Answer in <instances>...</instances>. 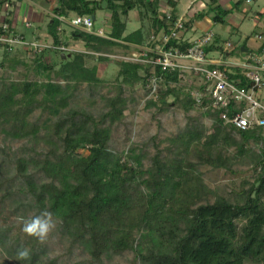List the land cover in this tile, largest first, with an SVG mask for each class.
Here are the masks:
<instances>
[{"label": "trees", "instance_id": "obj_1", "mask_svg": "<svg viewBox=\"0 0 264 264\" xmlns=\"http://www.w3.org/2000/svg\"><path fill=\"white\" fill-rule=\"evenodd\" d=\"M57 1L55 18L49 25L54 46H67L61 39L62 22L57 17L75 14L93 18L103 10V2L110 15L111 32L107 39L75 29L72 38L83 41L87 53L53 51L58 59L53 63L46 57L52 50H45L33 63L36 70L46 74L47 81L25 80L3 84L0 89V128L13 140L40 139L41 125L29 121L36 110L57 115L68 110L53 124L45 125L48 132L44 138L52 145L47 153L16 161L21 185L34 208L39 214L51 213L60 222L65 237L98 262L131 251L140 264H264V148L256 153L248 147L251 140L264 142L261 129L241 131L220 120L218 112H204L213 119L209 135L193 120L170 139L175 149H169L166 155L158 152L145 168L146 154L141 149L117 153L109 147L111 127L121 120L126 108L121 85L115 97L106 99L107 111L99 119L70 108L79 87L95 89L104 84L98 66L87 64L88 53L112 51L115 47L128 51L132 45L143 44L142 31L125 34L127 24L123 18L139 9L141 16H148L156 33H168L179 18L175 14L177 3L166 0L171 7L168 19L161 11L162 0ZM229 12L220 5L209 7L185 21V27L191 31L195 22L211 13L214 23L225 25ZM6 22L12 25L10 20ZM170 46H178L177 41ZM187 46L181 45L183 49ZM21 50L1 52L0 67L18 62L14 55ZM122 64L118 81L137 76L146 86L148 76L155 74L163 78L160 103L170 106L168 97L180 102V95H184L185 110L196 108L190 92H184L180 74L152 69L150 65ZM141 70L145 71L143 77L138 76ZM232 147L237 149L233 160L224 159L222 149ZM191 155L200 161H191ZM235 162L251 163L257 175L255 181L245 182L249 188L235 192L232 199L213 194L198 166L229 169ZM31 169L42 174L43 181L30 175ZM0 246L17 258L18 249L9 245L2 232ZM23 248L30 250V259H19L21 264L43 263V249L36 250L34 245Z\"/></svg>", "mask_w": 264, "mask_h": 264}, {"label": "rangeland", "instance_id": "obj_2", "mask_svg": "<svg viewBox=\"0 0 264 264\" xmlns=\"http://www.w3.org/2000/svg\"><path fill=\"white\" fill-rule=\"evenodd\" d=\"M220 1L176 0L175 14L188 21L193 18L194 14L205 11L209 7L220 5ZM29 4L31 3H28L24 7L18 20V29L20 31L26 29L25 24L27 19L26 16L24 17V14ZM225 5L223 6L225 7ZM163 6H167V3L163 4ZM102 7L103 10H98L93 20V31H103L105 36H108L111 22L110 15L105 10L106 2H103ZM253 7L254 4L246 8V10L241 9L238 11L236 9L229 10L226 7L224 8L230 11L225 19L226 22H231L237 31L240 29L239 34L237 32L231 35L222 24L214 23L212 13L205 18V23L201 27L195 22L191 31L197 28L199 35L196 36L212 32L215 35L223 36L225 39L229 37L241 48L246 37L251 38L250 40L258 41L255 39V36L264 34V32H258L259 30L254 24L252 19L253 13L250 11V8ZM254 10H258L256 6ZM72 16L75 17L76 15L73 14L69 17L72 18ZM240 17L245 18V20L242 21ZM123 20L127 24L125 34L142 31V45H147L154 31L148 16H141L139 9H135ZM63 27L66 32L63 36L64 42L67 44L66 47L70 49L69 53H87L84 43L72 38V32L75 28L66 23L63 24ZM185 34L188 39L198 38L192 32ZM129 51H131V48L126 51L125 49L115 47L112 51L88 53L89 59L87 60V64H96L98 66L99 76L104 81V84L95 89H91L87 85L79 87L75 97L71 101L70 108L99 119L107 111L106 99L115 97L119 93V85H121L123 98L126 99V108L121 120L111 127L109 147L117 153H127L131 148L141 149L146 154L143 167L147 168L151 165L152 157L158 152L166 155L170 152L169 149H175L170 139L175 138L179 133L184 131L186 126L193 122V120L198 121L205 127L207 135L211 133L213 120L197 108L189 111L185 110L182 106V102L185 99L184 95H180V102H177L172 96L168 97L167 103L170 106H164L159 100L155 102L153 98H148L149 93L147 92V88L143 82L139 81L137 76L131 77L128 80L121 77L118 81L119 71L123 64L108 58L106 55H127ZM53 55V63H58L56 53L53 52ZM14 56L18 58V62H8L0 67V89L3 84L20 83L25 80L47 81L46 74L43 71L35 69L33 63L35 58L32 54L24 51L18 52ZM102 58L107 60H102ZM240 60H243L242 57H240ZM144 75V70L138 72V76L143 77ZM53 80L56 79L53 77ZM58 82L64 84L62 81ZM184 90V92L188 93L187 86H185ZM18 97H21L20 94ZM67 111H61L57 115L49 110L41 111L38 109L29 117L30 123L41 125L39 140L28 138L13 140L6 137L0 128V232H2L3 237H6L13 249H20L23 246L28 247V245H34L36 250L43 249L45 254L42 255V264H140L135 260V255L131 251L125 252L121 256L104 258L102 262L94 261L81 248L73 245L65 237L61 231L60 222L53 217L55 228L44 243H41L35 237L28 236L22 231L23 223L20 218L22 217L25 220L31 219L39 215V212L34 208V202L31 197L25 194L26 190L21 185L22 181L19 178L16 161L20 157L40 158V156L47 153L52 148V145L46 142L47 138H44L48 132L45 125L49 126L53 124L62 114L65 115ZM236 139L239 140V136H236ZM248 147L254 152L259 153L264 148V142L251 140L248 143ZM221 152L224 159L227 160L229 158V161H232L237 149L235 147L225 148ZM190 159L196 163L200 161L194 155H191ZM235 163L229 169L214 168L209 164H200L198 166L206 187L213 194H223L232 199L235 192H240L244 187L246 189L249 188V184L245 185V182L253 183L255 181L257 175L251 163ZM29 174L34 176L38 181H43L44 177L35 169H31ZM10 192L13 195L10 196ZM213 194L209 199L211 202L214 200ZM0 264L21 263L18 258L10 256L0 246Z\"/></svg>", "mask_w": 264, "mask_h": 264}, {"label": "built area", "instance_id": "obj_3", "mask_svg": "<svg viewBox=\"0 0 264 264\" xmlns=\"http://www.w3.org/2000/svg\"><path fill=\"white\" fill-rule=\"evenodd\" d=\"M163 12L167 13L168 19L171 18V9ZM57 18L61 22L66 21L63 17ZM93 20L90 16H75L69 20V25L110 39L103 31H93ZM188 32L185 20L177 18L168 33L153 31L147 45H132L127 55L106 56L121 63L150 65L152 69L161 68L163 72L178 73L197 109L218 112L220 120L238 130L261 129L264 133V34L255 36L261 49L250 50L243 55V48L236 47L231 42L222 46L216 44V37L212 32L196 39H188L185 34ZM174 40L178 46H170ZM183 43H188L187 48L181 47ZM17 49L27 51L34 58L45 50L70 52L64 45L54 46L43 40H28L10 23H1L0 53H11ZM235 52L242 55L240 57L243 60L234 57ZM149 54L152 56L149 57ZM162 83V77L155 74L148 76V98H153L155 102L159 100Z\"/></svg>", "mask_w": 264, "mask_h": 264}, {"label": "crops", "instance_id": "obj_4", "mask_svg": "<svg viewBox=\"0 0 264 264\" xmlns=\"http://www.w3.org/2000/svg\"><path fill=\"white\" fill-rule=\"evenodd\" d=\"M174 1L176 2V0ZM221 1H220V5L222 6V8L226 7V9H229V10L236 9L237 11L241 9L246 10V8H248L250 5L254 4V7L256 6L258 10L255 11L254 7L250 8V11L253 13L252 19L254 21L255 26H257L259 30L258 32H264V0H225L226 5L224 4V0H221ZM28 3H31V4H29V6L26 8L27 10L24 14V17L26 16V19H27V22L25 24L26 29L20 31V29H18L19 28L18 20L20 19V15L24 7H26ZM166 3H167L166 0L164 1L162 0L161 11H163L164 9L166 10L171 9V7L168 4L167 6H163V4H166ZM238 3H241V4L237 5ZM57 5H58L57 0H0V24L5 21L10 20L12 22V25L15 27L16 31L24 35L28 40L37 39V40H43L46 42H52L49 25L53 23V18H55V14L53 13V11ZM223 5H225V7ZM196 14H194L192 17H194ZM72 18L70 17L65 18L66 21L62 22L59 28L60 36L63 42H64L63 36L66 33L64 31L63 24L66 23L69 25V20ZM240 18L242 21L245 20V18L243 17H240ZM197 23H198V26L201 27L202 25H204L205 19ZM27 24H30L31 26L28 27ZM223 27H225L227 32L231 35L232 33L238 32L239 34L240 32V29L239 31H237L235 29V26H232L231 22L226 23L225 25H223ZM110 32H111V27L108 31V34ZM189 32H192L195 36L199 35V30L197 28ZM196 37H199V36H196ZM215 37H216V44L220 46H222L226 42H231L236 47L237 46L239 47V45L233 42V40L229 37L227 39H225L223 36H220V35H215ZM250 39L251 38L246 37L244 42L242 43L243 46L241 47L243 48L242 50L243 55L244 53L250 50L259 51L261 49L260 42L255 41V40L253 41ZM81 42L83 43V41ZM19 52H24V51L21 50ZM233 56L239 57L238 52H235ZM46 57H47V60L53 61L54 60L53 52H49V55H46ZM262 98L264 99V90L262 92Z\"/></svg>", "mask_w": 264, "mask_h": 264}, {"label": "clouds", "instance_id": "obj_5", "mask_svg": "<svg viewBox=\"0 0 264 264\" xmlns=\"http://www.w3.org/2000/svg\"><path fill=\"white\" fill-rule=\"evenodd\" d=\"M20 219L23 223L22 231L28 236L37 238L41 243L47 240L49 234L55 228L51 213L46 211L31 219L25 220L22 217ZM17 258L20 260L30 259V250L23 247L18 249Z\"/></svg>", "mask_w": 264, "mask_h": 264}, {"label": "water", "instance_id": "obj_6", "mask_svg": "<svg viewBox=\"0 0 264 264\" xmlns=\"http://www.w3.org/2000/svg\"><path fill=\"white\" fill-rule=\"evenodd\" d=\"M93 19H95V17H93ZM243 50V49H242Z\"/></svg>", "mask_w": 264, "mask_h": 264}]
</instances>
